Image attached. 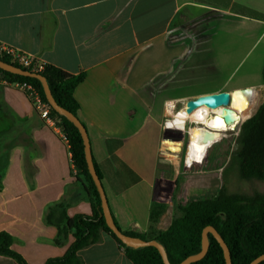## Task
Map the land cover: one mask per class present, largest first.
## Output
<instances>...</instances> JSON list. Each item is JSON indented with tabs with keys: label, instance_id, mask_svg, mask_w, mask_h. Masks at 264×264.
<instances>
[{
	"label": "crops",
	"instance_id": "1",
	"mask_svg": "<svg viewBox=\"0 0 264 264\" xmlns=\"http://www.w3.org/2000/svg\"><path fill=\"white\" fill-rule=\"evenodd\" d=\"M190 25L198 26L202 40H174V32ZM0 45L38 65L85 75L74 92L78 118L112 216L122 231L148 236L155 205L165 207L154 225L164 232L178 204L214 198L221 188L217 179L210 194L176 198L170 205L178 184L160 169L167 162L165 103L256 87L229 89L226 80L218 87L185 89L183 71L189 58L214 64L219 55L224 63L241 64L259 49L264 63V0H0ZM167 152L176 171L181 151ZM204 178L213 188L211 177ZM59 205L69 218L92 215L64 132L57 122L46 123L26 93L0 76V233L12 236L11 249L27 264L61 258L73 244L70 231L60 234L47 221ZM79 255L85 264H133L105 232ZM0 264L18 263L0 255Z\"/></svg>",
	"mask_w": 264,
	"mask_h": 264
},
{
	"label": "trees",
	"instance_id": "2",
	"mask_svg": "<svg viewBox=\"0 0 264 264\" xmlns=\"http://www.w3.org/2000/svg\"><path fill=\"white\" fill-rule=\"evenodd\" d=\"M6 63L41 74L56 102L78 117L80 105L74 96L76 87L85 75H73L50 64H42V70L13 63L9 55L0 54ZM0 76L8 83L29 84L46 103L43 85L39 79L4 72ZM51 116L60 121L68 141L72 161L77 172L83 176L90 196L92 215H77L69 218L63 205L47 215L50 224L58 226L60 234L70 231L74 242L61 258L49 259L46 264H85L79 255L82 249L101 241L103 232L109 234L124 249L133 264H164L160 252L154 246L141 248L126 247L107 226L102 216L101 199L89 173L82 136L78 128L65 116L51 108ZM231 161H235L239 175L244 180L256 179L264 183V103L258 111L243 122L236 139V149ZM101 179L98 167L93 160ZM163 205L152 208L151 231L148 236L122 231L126 235L143 240H155L165 249L171 264H180L187 257L198 254L202 249V234L206 227H214L227 244L232 264H250L264 254V193L245 195L229 193L222 184L214 198L192 199L178 204L169 228L156 231L154 225L164 212ZM56 211H59L56 216ZM209 250L206 256L191 264H226L223 249L213 234H208ZM14 239L5 232L0 233V255L14 259L18 264L26 261L11 249ZM259 264H264L262 261Z\"/></svg>",
	"mask_w": 264,
	"mask_h": 264
},
{
	"label": "rangeland",
	"instance_id": "3",
	"mask_svg": "<svg viewBox=\"0 0 264 264\" xmlns=\"http://www.w3.org/2000/svg\"><path fill=\"white\" fill-rule=\"evenodd\" d=\"M197 27V25H190V27L177 30L173 34L174 40L188 41L191 43L202 40L203 34L198 31L199 29ZM259 51L260 49L253 54L250 60H244L241 64H239L240 60L238 59L225 60L224 63L222 61L223 59L218 57L219 55L214 64H210V62L204 59H200L197 63L196 59L189 58L185 66L186 70L183 71L185 80L183 82L185 83L184 87L185 89H189L191 85L200 89H206L221 86L226 80H228L227 85L229 89L233 88V86H256L254 87L255 103L252 109V117L264 103V63L258 58ZM188 81H190V83ZM186 102L187 101L178 102V104L175 103L177 111L184 108ZM245 121L246 120L240 122L235 129L234 124L226 127L228 131L225 128L222 132H207L204 126L197 125L195 127L194 124H188L186 128V123H190V120L184 121V130H186L183 132L167 128L164 139V149H166V154L164 155L166 156L167 162L166 164L161 162L160 169L168 173L166 175L167 180L173 181L175 179L174 182L176 181L178 184V191L175 193L174 197L170 198V193L167 192L166 198H170V205H172L176 198H181V200L185 201V196L188 198H201L205 194H210V192L215 189L214 182L216 181L217 183L218 180L220 186L223 184L229 193L245 195L264 193L263 182L256 179H242L237 170L235 161H231L232 153L236 149L237 136ZM222 134L225 136L224 140L220 142ZM194 139L196 142L195 144ZM167 150L175 153L181 151V154H179L181 155L180 159H182V162H176L178 164L176 169L177 172L171 168L170 159L172 158V154H168L169 152H167ZM185 158L187 164L185 162L183 163ZM200 158L202 160L198 163L190 161ZM205 174L208 175V179L211 177L213 188L208 186L209 181L204 178ZM196 190L199 191V194L195 192ZM176 204L177 202H175L174 205ZM172 211L173 208H170V215L173 213Z\"/></svg>",
	"mask_w": 264,
	"mask_h": 264
},
{
	"label": "water",
	"instance_id": "4",
	"mask_svg": "<svg viewBox=\"0 0 264 264\" xmlns=\"http://www.w3.org/2000/svg\"><path fill=\"white\" fill-rule=\"evenodd\" d=\"M0 69H2L4 72H9L11 74L39 79L43 85L45 96H46L47 102L50 105V107L53 110H55L59 115L65 116L69 121H71L78 128L82 136V139H83L88 170L97 188L99 197L101 199L102 216L104 217L107 226L116 235V237L126 247L141 248L145 246H154L160 252L164 264H171L164 247L159 242L155 240H143L139 237L128 236L117 227L114 221V218L112 216L110 207H109V203L106 197V193L104 191V187L102 185V181L96 171V168L93 162L92 149H91L90 139H89V135L86 130V127L83 125V123L79 120L78 117H76L71 112L62 108L56 102V100L54 99L48 87L46 79L39 73H35L27 69L15 66L13 64L6 63L2 61L1 59H0ZM253 91H254L253 88H244V89H236L233 92L222 91V92H216V93H211V94H204V95L195 97L193 99H189L186 102V110L188 113H191L192 111H194L200 106H206L210 109H216V108H221V107L226 108L228 106H232L234 97L238 94L245 95V97H247L250 100L252 97ZM209 233L213 234L214 237L219 242V244L221 245L223 252H224L226 264H232V259H231L230 251H229L227 244L225 243L224 239L219 234V232L212 226L206 227L203 231L201 251L196 255L187 257L180 264H191L193 262L203 259L206 256L209 250V240H208ZM262 261H264V254L257 257L250 264H259Z\"/></svg>",
	"mask_w": 264,
	"mask_h": 264
},
{
	"label": "bare ground",
	"instance_id": "5",
	"mask_svg": "<svg viewBox=\"0 0 264 264\" xmlns=\"http://www.w3.org/2000/svg\"><path fill=\"white\" fill-rule=\"evenodd\" d=\"M254 100H255V93L253 91L250 100L247 97H245V95L238 94L234 97L232 106H228L226 108L221 107L216 109H210L206 106H200L191 113H188L186 108H182L180 111L178 110L176 112L168 110L167 117L169 118L168 119L169 121H166L167 122L166 125L170 129L183 132L186 130V129L184 130L185 128L184 121L190 120L191 121L190 123H192V125L194 124L195 127L197 125L204 126L207 129V132H211V131L222 132L223 129L232 126L234 124H235L234 127L235 129L237 128L240 122L247 120L251 117L252 109L255 103ZM195 143L196 142L194 139V144Z\"/></svg>",
	"mask_w": 264,
	"mask_h": 264
},
{
	"label": "built area",
	"instance_id": "6",
	"mask_svg": "<svg viewBox=\"0 0 264 264\" xmlns=\"http://www.w3.org/2000/svg\"><path fill=\"white\" fill-rule=\"evenodd\" d=\"M0 54L9 55L11 57L13 63H19L20 65H22L24 67H30L31 66L34 68V70L35 69L42 70V65L36 64L34 58L27 56L25 54H22V53H18L9 47H5L3 45H0ZM14 85H16L18 88H20L21 90H23L26 93V95L28 96V98L32 102L34 110L40 115V117H42L45 120L46 123L55 125V123L57 122L58 127H60L61 130L63 131V128L60 124V121L51 116L50 105L42 100L40 95L34 90V88L31 85L26 84V83H23V84L14 83ZM175 106L176 105H175L174 101L166 102L165 103V111L170 110V111L176 112L177 107H175ZM184 108H186L185 104H184ZM168 119H169L168 117H165L164 126L166 124V121H168ZM188 124L192 125V123H186V127H188Z\"/></svg>",
	"mask_w": 264,
	"mask_h": 264
},
{
	"label": "flooded vegetation",
	"instance_id": "7",
	"mask_svg": "<svg viewBox=\"0 0 264 264\" xmlns=\"http://www.w3.org/2000/svg\"><path fill=\"white\" fill-rule=\"evenodd\" d=\"M227 131H228V130H227ZM224 136H225V135H223V134L221 135L220 142H221L222 140H224ZM220 142H219V143H220Z\"/></svg>",
	"mask_w": 264,
	"mask_h": 264
}]
</instances>
